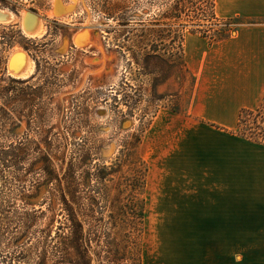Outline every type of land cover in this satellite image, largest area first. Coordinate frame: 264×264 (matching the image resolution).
Returning a JSON list of instances; mask_svg holds the SVG:
<instances>
[{
  "label": "rangeland",
  "instance_id": "1",
  "mask_svg": "<svg viewBox=\"0 0 264 264\" xmlns=\"http://www.w3.org/2000/svg\"><path fill=\"white\" fill-rule=\"evenodd\" d=\"M62 1L75 9L49 15L54 0H0L18 16L0 21V264H264L252 192L231 189L223 208L207 198L211 123L232 132L238 114L216 120L214 87L200 90L189 69L215 44L192 32L204 20L190 0ZM201 1L214 4L217 32L236 17L230 36L254 22L240 14L253 0ZM24 10L42 16L43 34L24 33ZM83 26L88 40L76 43ZM180 35L183 60L171 54ZM153 48L167 61L147 56ZM17 49L32 60L24 76L7 68ZM191 153L203 167L183 172ZM134 155L148 171L134 192L144 217L131 232ZM214 212L228 221L211 220Z\"/></svg>",
  "mask_w": 264,
  "mask_h": 264
},
{
  "label": "crops",
  "instance_id": "2",
  "mask_svg": "<svg viewBox=\"0 0 264 264\" xmlns=\"http://www.w3.org/2000/svg\"><path fill=\"white\" fill-rule=\"evenodd\" d=\"M240 14L253 17L254 22L243 24L235 34L208 46V52L188 64L198 78L200 90L207 85L214 87L217 95L209 109L219 111L214 116L216 120L231 121L242 108L259 106L264 97V0H253L252 12L245 7ZM211 78L217 80L207 84ZM211 127L215 133H212L214 137L208 145L204 166L213 175L211 194L207 197L211 200L209 204L215 208L228 205L231 189L252 192L249 201L254 226L258 235L264 237V143L223 131L212 123ZM194 156L197 153L190 154L188 169L183 172L194 173L203 167L196 163ZM212 216L214 221H228V214L214 212Z\"/></svg>",
  "mask_w": 264,
  "mask_h": 264
},
{
  "label": "trees",
  "instance_id": "3",
  "mask_svg": "<svg viewBox=\"0 0 264 264\" xmlns=\"http://www.w3.org/2000/svg\"><path fill=\"white\" fill-rule=\"evenodd\" d=\"M191 2V10L195 13V18H201L204 20L199 21V23H195V25L199 28L193 29V33H201L202 37L209 38V43L212 44L214 42L226 39L230 36V32L234 31L236 28L233 27V24H238L241 21L240 17L233 18V20H228L226 22L227 27L224 28L223 30L217 32L215 29L213 30L211 27L213 25L212 19H216L215 11H214V4L210 2V5H203L204 1H201L198 3V0H190ZM198 6H206V8H202V11L199 13V15L204 16V17H197L198 15ZM182 10V9H180ZM209 10V11H206ZM206 13V14H205ZM208 13V14H207ZM200 20V19H199ZM210 20V21H209ZM213 32V33H212ZM184 35H180V42L178 46V52L175 51V49H172L171 53L173 56H177L179 60H183V42ZM152 53H147V56H151L153 58H159L162 60H166V56H164L165 52L159 53L157 49L153 48ZM182 65H185V63H181ZM216 125V124H214ZM219 126V125H216ZM233 133L246 138L250 141L258 142V143H264V97L263 100L261 101L260 105L257 106L256 108H242L239 111L238 115V121H237V127L232 131ZM134 154V153H132ZM136 154V153H135ZM136 158L134 162V168H133V174L130 175L128 178L129 183H130V188H131V201H130V212L133 216L132 219L128 222L129 228H131V232H135L138 230V225L139 223L142 222V219L144 217V206L141 203V200L137 199L136 194L134 192L140 191L144 184H145V179H146V174L148 171V166L147 163L144 159H141L139 156L134 155ZM110 172L107 171V167H104L103 170L100 171V174L98 175V179L104 180L106 176ZM69 181H75L76 180V173L74 169L71 167L69 168ZM70 196L72 199H78L80 196L77 195V187H70ZM94 203H97V201H92ZM76 203V202H75ZM79 208H81V204L76 203ZM73 206L69 207L71 215L74 216V213L72 212ZM117 244V251L119 252L120 246ZM117 259L120 260V257H117Z\"/></svg>",
  "mask_w": 264,
  "mask_h": 264
},
{
  "label": "bare ground",
  "instance_id": "4",
  "mask_svg": "<svg viewBox=\"0 0 264 264\" xmlns=\"http://www.w3.org/2000/svg\"><path fill=\"white\" fill-rule=\"evenodd\" d=\"M61 2L64 5L63 8L70 5V4L67 5L65 2L63 3L62 0ZM74 8H75V5H74ZM63 10L59 9V11L64 12ZM53 12L54 10L53 11L51 10L49 12V15H53ZM65 13H69V11L68 12L65 11ZM41 17L39 14L33 13L30 10H27V12L25 10L23 11L22 16L20 17V20L22 24L21 25L22 29L26 35L30 37H36L44 33L45 25H44V20ZM17 18L18 16L13 11L0 8V21L6 20V21L11 22V21H16ZM82 31H85L86 34L83 32L81 36L84 37V40H88L87 38L88 32L86 29L81 30L77 33H81ZM75 36H76V33H75ZM7 68L9 72L15 76H24L32 70L33 68L32 60L30 59L29 54L27 52L21 49H17L16 51H13V53L9 57Z\"/></svg>",
  "mask_w": 264,
  "mask_h": 264
},
{
  "label": "water",
  "instance_id": "5",
  "mask_svg": "<svg viewBox=\"0 0 264 264\" xmlns=\"http://www.w3.org/2000/svg\"><path fill=\"white\" fill-rule=\"evenodd\" d=\"M63 4H62V2H61V0H55L54 1V8H53V10H54V14L55 15H59V14H61V13H65V11L66 12H70V11H73L75 8H74V5H72V4H70L69 6H67V7H65V8H63ZM76 7V6H75ZM59 9H64L63 11L64 12H62V11H59ZM31 11V10H30ZM33 13H36V12H34V11H32ZM87 27L88 26H83V27H81V29L82 30H85V29H87ZM83 32L85 33V31H82L81 33H76V36H75V38H74V41L76 42V43H80V44H83V43H85V41L86 40H84V37H82L81 36V34H83ZM86 34V33H85Z\"/></svg>",
  "mask_w": 264,
  "mask_h": 264
}]
</instances>
